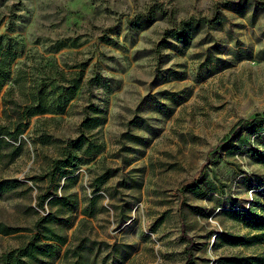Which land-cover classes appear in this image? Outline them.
Listing matches in <instances>:
<instances>
[{"label": "rangeland", "instance_id": "rangeland-1", "mask_svg": "<svg viewBox=\"0 0 264 264\" xmlns=\"http://www.w3.org/2000/svg\"><path fill=\"white\" fill-rule=\"evenodd\" d=\"M189 17L205 21L187 40L159 45ZM0 35L19 52L12 77L44 84L51 97L82 73L65 112L32 117L22 154L0 163V179L21 181L0 195V223L21 229L0 233V255L49 211L39 195L73 193L78 215L66 232L74 244L88 238L95 264H187L176 187L201 166L183 189L191 264L264 255V236L249 245L215 238L260 232L246 224L264 213V0H0ZM9 86L17 96L11 81L0 96ZM94 114L103 122L84 135L102 152L86 162L77 150L63 171L71 174L52 177L51 160ZM253 118L262 123L231 133Z\"/></svg>", "mask_w": 264, "mask_h": 264}, {"label": "trees", "instance_id": "trees-1", "mask_svg": "<svg viewBox=\"0 0 264 264\" xmlns=\"http://www.w3.org/2000/svg\"><path fill=\"white\" fill-rule=\"evenodd\" d=\"M152 16V7L148 12ZM173 21L174 19L171 18ZM204 19H195L189 17L181 19L177 23L173 21V27L165 29L160 39L159 45L166 43V38H177L178 40L188 38V31L201 25ZM11 39L8 36L0 35V92L8 82H13L17 86V96H13V87L9 86L0 96L2 104L0 117V163L10 164L19 157L25 145L23 134L29 126L30 119L34 116L50 113L63 114L66 110L68 102L72 99L75 91L79 88L82 80V73H76L63 86V93L60 96L51 97V93L47 92L44 84H36L35 81H28V78L19 72V75L12 77V64L19 56L12 47H8L6 40ZM166 47V46H164ZM75 75V74H74ZM62 103L58 104V101ZM103 120L96 114L84 117L80 124V135L63 146L60 157L53 158L50 163L49 173L52 177L58 172L70 167L77 161V153L75 151L82 149L81 154L85 157V161H90L100 152L103 147L95 142L92 137L84 135V131L97 128L102 124ZM259 118L240 119L231 129V133H238L242 129H249L254 125L261 124ZM92 136V135H90ZM71 174L63 172L62 176ZM202 175V166L189 179L181 181L176 187V195L178 197L177 213L181 219V235L186 241L184 253L186 255L187 264L194 261L193 248L194 239L185 232L183 223L182 206L185 201L183 189L189 185L196 183ZM70 177L65 179L69 180ZM21 185V181L16 178L0 179V195L9 190L15 189ZM215 189V185L213 184ZM49 206L46 214L40 215L34 221L32 227L25 228L28 231L26 240L19 246L9 249L0 255V264H55L56 260H60V264H95L90 260L88 238H79L74 244L68 237L67 229H69L77 219V211L79 200L76 194H41L38 196L37 206L44 208V202ZM83 215L92 216L88 208H84ZM232 218L235 212H230ZM247 222V226L254 231H260L249 237L240 235H232L221 232L215 236L219 243L229 245H249L261 241L264 236V213L251 216ZM21 230L20 228H12L0 223V233L10 234ZM226 264H264V255H255L247 257H224L222 258Z\"/></svg>", "mask_w": 264, "mask_h": 264}]
</instances>
